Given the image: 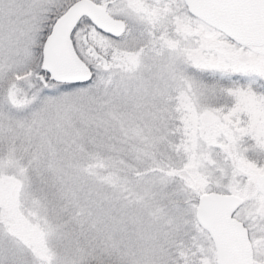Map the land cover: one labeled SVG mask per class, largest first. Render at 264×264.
Segmentation results:
<instances>
[{
	"label": "snow or ice",
	"instance_id": "obj_1",
	"mask_svg": "<svg viewBox=\"0 0 264 264\" xmlns=\"http://www.w3.org/2000/svg\"><path fill=\"white\" fill-rule=\"evenodd\" d=\"M0 264H264V0H0Z\"/></svg>",
	"mask_w": 264,
	"mask_h": 264
}]
</instances>
